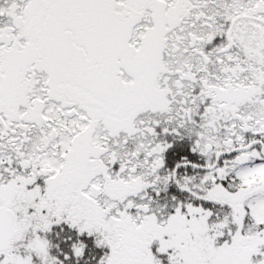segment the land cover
Listing matches in <instances>:
<instances>
[{
    "label": "snow or ice",
    "instance_id": "6c2138e0",
    "mask_svg": "<svg viewBox=\"0 0 264 264\" xmlns=\"http://www.w3.org/2000/svg\"><path fill=\"white\" fill-rule=\"evenodd\" d=\"M0 264H264V0H0Z\"/></svg>",
    "mask_w": 264,
    "mask_h": 264
}]
</instances>
